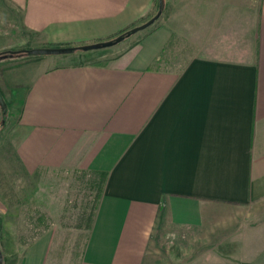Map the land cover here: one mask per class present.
Masks as SVG:
<instances>
[{"label":"crops","instance_id":"0c3cea01","mask_svg":"<svg viewBox=\"0 0 264 264\" xmlns=\"http://www.w3.org/2000/svg\"><path fill=\"white\" fill-rule=\"evenodd\" d=\"M158 8L0 0V54L110 40ZM96 51L0 57V184L107 173L78 264H264V0H161L135 45Z\"/></svg>","mask_w":264,"mask_h":264},{"label":"rangeland","instance_id":"374dc122","mask_svg":"<svg viewBox=\"0 0 264 264\" xmlns=\"http://www.w3.org/2000/svg\"><path fill=\"white\" fill-rule=\"evenodd\" d=\"M156 13L157 10L148 19L127 29L130 30L145 23ZM145 30L125 37L111 47L99 49L93 53L95 55L93 59L101 63L108 62V59L127 47L135 45ZM122 33L124 32L116 34L113 38ZM187 52L188 50L183 49L181 54L175 57V63L171 67H181L188 57ZM6 118L0 112V125L6 122ZM96 182L98 178L87 171L54 170L38 174L35 196L31 194L33 191L28 190L33 188V181L32 184H29L27 180L16 183L13 181V176H10L5 185L0 184V193L7 197V203L12 204L2 208L0 214L2 264H17L21 248L28 246L45 231H50L52 234V244L45 264H78L96 202ZM24 194L26 200L21 198Z\"/></svg>","mask_w":264,"mask_h":264},{"label":"water","instance_id":"95a60500","mask_svg":"<svg viewBox=\"0 0 264 264\" xmlns=\"http://www.w3.org/2000/svg\"><path fill=\"white\" fill-rule=\"evenodd\" d=\"M160 14H161V0H159L158 11L152 18H150L148 21H146L145 23L139 26H136L134 28H131L130 30H127L126 32L118 35L117 37L113 39L101 41L97 43H92V44L80 45V46L59 47V48H35V49H30V50H21L17 52H24V55H29V56H41V55H60V54H68L74 51H92V50L108 48V47H111L119 43L125 37H129L132 34H135L141 30L146 29L159 18ZM17 52H8V53H17ZM4 56H7V55H4ZM0 108H1V112L5 113L6 103L4 102L1 94H0ZM0 264H2L1 254H0Z\"/></svg>","mask_w":264,"mask_h":264},{"label":"trees","instance_id":"16d2710c","mask_svg":"<svg viewBox=\"0 0 264 264\" xmlns=\"http://www.w3.org/2000/svg\"><path fill=\"white\" fill-rule=\"evenodd\" d=\"M128 29L124 30L123 32H126ZM4 55H24V52H17V53H3V54H0V57L1 56H4ZM89 174L91 175H94L98 178V182L97 183V197H96V202H95V206H94V209H93V213H94V210L96 209V205H97V202L99 200V197H100V194H101V191H102V187L104 185V182L106 180V177H107V173L106 172H102V171H95V172H89ZM93 216V214H92ZM92 219V217H91ZM90 225H91V220H90V224L88 226V229L90 228Z\"/></svg>","mask_w":264,"mask_h":264},{"label":"built area","instance_id":"2783aa9c","mask_svg":"<svg viewBox=\"0 0 264 264\" xmlns=\"http://www.w3.org/2000/svg\"><path fill=\"white\" fill-rule=\"evenodd\" d=\"M0 112H1V108H0Z\"/></svg>","mask_w":264,"mask_h":264}]
</instances>
